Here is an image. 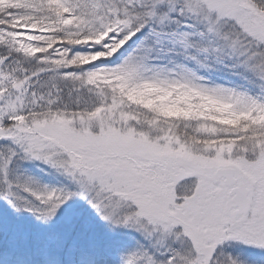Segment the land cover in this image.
I'll return each mask as SVG.
<instances>
[{
	"label": "snow or ice",
	"instance_id": "6c2138e0",
	"mask_svg": "<svg viewBox=\"0 0 264 264\" xmlns=\"http://www.w3.org/2000/svg\"><path fill=\"white\" fill-rule=\"evenodd\" d=\"M169 41L188 62L154 58ZM213 57L255 89L201 75ZM149 87L178 111L128 95ZM0 199L51 227L14 237L44 264L76 247L53 227L71 203L135 234L92 236L78 264H264V0H0Z\"/></svg>",
	"mask_w": 264,
	"mask_h": 264
},
{
	"label": "rangeland",
	"instance_id": "374dc122",
	"mask_svg": "<svg viewBox=\"0 0 264 264\" xmlns=\"http://www.w3.org/2000/svg\"><path fill=\"white\" fill-rule=\"evenodd\" d=\"M133 40H135V37L133 38ZM193 51H195V48L193 49ZM175 52L180 54L176 50ZM101 59L105 61V57ZM105 62L111 63L114 61L107 60ZM204 63L208 64L209 66L207 68L198 67V69L201 70L204 76L218 82H228L241 87L255 89V86L249 81L245 80L243 75H233L222 66H218L215 62L214 57L204 60ZM191 67L197 66L193 63V66L191 65ZM135 90L137 89H133L131 92H134ZM151 90H153V88H151L150 91ZM138 101L145 103V100ZM9 176L13 179H15L17 176H19L21 179H24L27 176H33L39 179L41 183L50 185L56 184L58 179V177L55 174L51 173L50 170L45 171V166L38 161H14L9 169ZM20 194L23 196H30V193L23 191ZM0 224L3 230L6 229V232L13 231L14 234L16 233L17 228L21 225H23L31 234L36 236L46 235L51 231V227H45L42 223L35 221V219L29 214L18 215L2 199H0ZM66 224H72L75 226L73 231L74 236H76L77 238L76 247L66 248L64 250L56 252L55 254L60 260H68L70 264H78L81 252H84L85 250L87 251L86 253L91 252L90 238L92 236L103 237L105 239L119 238L123 242V244L128 246L135 244V239L133 238L135 236L134 233L126 232L123 230L118 231L115 234L111 233L107 226L97 217H95L91 213L89 208L83 203L69 204L60 212L56 220V224L53 227L59 228L63 227ZM28 251L31 253H33L34 251L35 259L33 260L35 264H44L45 255L40 249L39 245H34L33 247L29 248ZM237 251H239V249H237ZM73 255L75 256V258L73 257ZM243 255L247 256V253H243ZM112 256L116 261L115 254H113Z\"/></svg>",
	"mask_w": 264,
	"mask_h": 264
},
{
	"label": "trees",
	"instance_id": "16d2710c",
	"mask_svg": "<svg viewBox=\"0 0 264 264\" xmlns=\"http://www.w3.org/2000/svg\"><path fill=\"white\" fill-rule=\"evenodd\" d=\"M130 44H131V42H129V44H127L125 47H123L121 52L126 54V51L129 49ZM174 49H176V45L171 44L170 41L166 42V45L164 46L163 50L160 51L158 55L153 54L154 58L158 59L161 63H164V64H171L173 62L174 63H186V62H188L184 59V57L182 55L175 52ZM117 55H119V53L115 54L113 57H105V61H107V60L114 61L116 59ZM191 65L193 66V63H189L190 67H191ZM198 71L200 74H202L201 70L198 69ZM202 75H204V74H202ZM150 89H151L150 87L149 88H143V89H137L134 92H131L132 91L131 90L128 93V95L132 99L145 100L144 102L147 104L161 102V110L165 113H168V114H173L176 111H178L175 104L166 103V101L168 100V97L171 96L172 93H168L167 95H164V94L158 93L157 90H155V89H153L151 91H150ZM181 99H183V97H181ZM5 230L2 229V226L0 224V257H2L4 262L6 260H8V257H10L9 256L11 254L10 252H18L14 248L16 246L14 243V237H15L14 235H16V233L14 234L13 231H7L6 232ZM86 252L87 251L85 250L84 253H86ZM61 262H62V264H64L63 259L61 260ZM108 264H115V259L113 256H111L108 259Z\"/></svg>",
	"mask_w": 264,
	"mask_h": 264
}]
</instances>
